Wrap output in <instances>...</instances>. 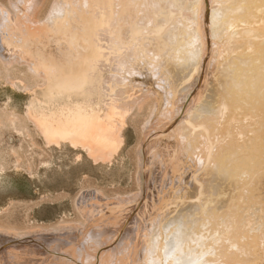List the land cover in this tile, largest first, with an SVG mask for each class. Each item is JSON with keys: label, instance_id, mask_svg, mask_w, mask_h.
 I'll return each mask as SVG.
<instances>
[{"label": "bare ground", "instance_id": "6f19581e", "mask_svg": "<svg viewBox=\"0 0 264 264\" xmlns=\"http://www.w3.org/2000/svg\"><path fill=\"white\" fill-rule=\"evenodd\" d=\"M212 3L53 0L47 32L23 25L17 5L0 4V130L35 145L29 123L45 147L79 148L107 164L128 119L143 106L151 113L137 147L133 207L91 187L76 198L82 221L57 232L0 224V264H264V0ZM203 34L217 43L207 47ZM219 54L230 55L220 67ZM104 63L115 74H104ZM179 102L178 110L194 103V113L156 133L159 109L173 114ZM7 167L0 153V171ZM186 198L209 219L206 231L180 212Z\"/></svg>", "mask_w": 264, "mask_h": 264}, {"label": "rangeland", "instance_id": "374dc122", "mask_svg": "<svg viewBox=\"0 0 264 264\" xmlns=\"http://www.w3.org/2000/svg\"><path fill=\"white\" fill-rule=\"evenodd\" d=\"M208 1L210 6H214L212 0ZM52 2L53 0H23L22 3H20L19 0H0V4L6 8L8 7L12 12H15V8L13 7L17 5L16 7L19 8L17 9V13L22 24L37 30L40 29L42 32H47L49 30L45 17ZM188 2L190 4L192 3V5L198 4V0H188ZM179 11L180 9H178V12ZM187 12L188 11L178 13L177 17H182L190 13L194 14L192 8L190 13ZM13 16H15V14ZM226 21L227 20L221 21L223 25L220 26L219 29L221 32V39H218L219 41H224L227 37L225 31L229 30V28L225 25ZM207 24L209 25V21L205 22V25ZM168 26L170 27V23ZM186 28L188 27L186 26ZM196 37L201 39L198 35ZM204 37L206 39H204ZM208 38L206 34H203L202 40H204L207 47L217 43L211 38ZM209 41H211V44ZM211 50L215 52V48L211 47ZM219 56L220 58L216 61L218 67L224 62H227L230 55L225 54L222 56L219 54ZM204 59L205 58L202 59V63ZM104 64L101 66L104 74L108 75L113 72L115 74V71L110 69L113 68V63H106L108 66L106 64L104 66ZM212 64L213 63L210 62V64L205 67L208 72L211 71ZM106 66L107 68L105 69ZM19 67L21 70L27 71L24 65ZM213 69L214 68H212V70ZM217 71L218 70L215 72ZM198 83L199 78L196 84ZM139 88L141 87L135 86L132 88L131 92ZM198 89L199 86L193 88V96L198 92ZM138 92H140V90H138ZM1 97L3 96L0 94V102L3 99ZM15 98L21 100L19 94H16ZM179 104L180 102L175 104L177 111L175 110L173 114H168L164 111L165 108L163 107L159 109L158 114H156L157 118L160 116H165V118L161 119L160 125H157L158 127L156 126V133L168 130L173 125L179 124L183 121L185 113H194L196 109L194 103H186L184 107L178 110ZM182 110L183 115L181 114ZM141 111L139 116H137V114V117L134 116L129 118L130 120L128 119L123 131L124 142L118 153L112 158L113 160L111 159L107 164H99V162L92 161V159L86 155L85 151L79 148L75 150L72 148L55 147L52 149L45 147L42 137L37 134L36 130L29 123L26 125L30 127L35 145L31 144V138L16 134L11 128L0 130V153L6 157L8 165L7 169L5 168L0 171V224L4 228L12 227L18 232H21V234L30 233L31 230L38 228L41 230V227L47 230V234L50 233L49 231L51 229L57 232L55 227L59 224L66 223L67 221L71 224L82 221V216L75 205V202L78 200H76V198L80 196L82 191L91 187L102 190V192L107 195H105V197L108 198V200L119 197L125 200L126 202L122 201L123 203H121V207H123L121 209L126 210L127 208H132L133 206H130L133 205L132 200H136L138 195H136L137 197L135 196L134 199H131L130 196L132 193L139 190V185H137L138 180H136L138 163L137 147L143 139V132H146V125L144 124L147 122V119L150 118L151 114L147 106H143ZM150 134H152V138L155 132H151ZM12 148L19 150L17 153L18 156L12 151ZM147 195L150 198L151 195ZM147 195H141L139 200L142 196L147 197ZM172 197L177 199L180 196L174 194ZM190 199L192 198H186L182 201L178 200L177 205L178 208L181 209L180 212L184 213L188 211V216L192 213L193 215L191 216L196 217H194V220L197 219L198 216L202 218V214L196 211L194 215L192 211L193 208L190 207L189 210L187 202ZM130 201L132 203H129V205L128 202ZM138 201L137 205L141 202ZM104 208V206L101 207V211L103 212L105 210L106 212L104 211L103 213H108L107 209ZM134 209L135 208H133V210ZM100 216H102V213ZM199 220L202 224H209V219L203 220V222L201 219ZM205 225L204 227L206 229L204 231L208 229ZM204 231L202 229L200 232L204 233ZM64 232L65 230L62 229L58 234L63 236ZM54 255L55 254H50L49 258H58V256ZM85 260L86 259L81 258L84 264ZM95 260L96 257L92 259V261L90 260V264H93ZM43 262L44 260L36 261L34 259L28 261L30 264H42ZM86 264H89V261H87Z\"/></svg>", "mask_w": 264, "mask_h": 264}]
</instances>
